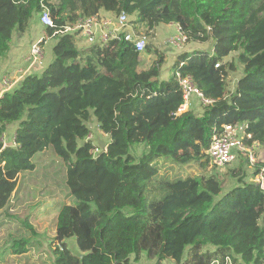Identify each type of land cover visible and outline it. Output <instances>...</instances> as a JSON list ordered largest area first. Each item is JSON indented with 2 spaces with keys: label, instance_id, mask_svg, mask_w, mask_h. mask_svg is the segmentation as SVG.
I'll use <instances>...</instances> for the list:
<instances>
[{
  "label": "trees",
  "instance_id": "trees-1",
  "mask_svg": "<svg viewBox=\"0 0 264 264\" xmlns=\"http://www.w3.org/2000/svg\"><path fill=\"white\" fill-rule=\"evenodd\" d=\"M42 1L58 27L101 10L125 11L148 31L173 22L188 41L211 40L212 51H183L174 66L215 102L203 104L199 115L192 107L178 114L183 93L175 72L161 79L162 55L140 70V53L124 39L79 49L77 33L55 35L53 62L0 97V209L20 174L35 169L33 156L53 146L68 164L67 183L77 199L57 214L55 264H127L143 253L158 264L167 258L211 264L227 256L235 264H264V191L252 180L263 161L251 175L242 165L233 169L238 184L225 194L216 174L154 184L162 156L183 165L210 163L206 150L225 123H247L264 145V0H0V57L11 49L15 30L24 33L40 18ZM47 31L51 36L55 29ZM232 53L244 67L233 91L228 77L236 65L225 61ZM92 115L111 136L96 155L87 139ZM15 121L14 145H5ZM138 144L144 150L136 156L131 148ZM161 189L162 199L150 197ZM28 244L16 239L10 249L26 253Z\"/></svg>",
  "mask_w": 264,
  "mask_h": 264
},
{
  "label": "rangeland",
  "instance_id": "rangeland-1",
  "mask_svg": "<svg viewBox=\"0 0 264 264\" xmlns=\"http://www.w3.org/2000/svg\"><path fill=\"white\" fill-rule=\"evenodd\" d=\"M129 19L134 26L136 25L139 32L147 35L148 45L150 46V51L146 49V51L140 53L141 64L139 69L148 68L162 55L164 61L161 64V79H168L174 74V64L181 52L195 49L212 51L213 42L211 40L205 42L190 40L181 45L174 44L172 41L178 35L176 23L162 22L154 30L148 31L145 25L136 21L137 14L130 15ZM40 38L45 39L43 43V63L38 67V70L34 68L30 73L40 74L53 62L55 59L53 48L58 39L49 35L47 26L40 22L38 14L35 15L26 32L19 33L16 30L13 32L11 49L20 52V62H23V55L27 52L29 54L31 45ZM77 45L79 49L89 46L81 37L78 38ZM6 60L7 55L0 57L1 75H4L2 71L6 70L4 68V61ZM225 61H233L236 65V70L231 71L228 77L229 88L233 91L238 79L244 74V67L242 63L238 62L237 53L230 54ZM26 63H24V66H27ZM190 107L198 115L204 111V105L196 95L191 97ZM88 124L92 135L90 140L95 146L103 149L111 141L110 134L100 129L94 115H92ZM18 125V121L8 125L3 136L5 145H14V134ZM143 150V144L134 145L131 148L132 153L136 156L141 155ZM256 152L258 156L264 157V145H261ZM32 159L35 163V169L25 170L20 174L17 189L7 206L0 209V264H55L52 242L55 241L57 214L64 204H75L77 202L67 183L68 164L56 153L53 146H48L44 151L36 153ZM247 160L248 158L241 156L223 168H217L211 161L206 165L201 164L199 161L183 165L172 157L162 156L157 161L160 173L154 184L158 186L162 180L174 181L189 176L216 174L223 182L221 194H225L238 184V177L232 175L233 169L238 170L242 165L250 175L256 169V166H251L250 161L247 162ZM149 193L150 197L155 200H160L167 194L162 189L156 191L155 195ZM21 238L28 241V252L12 253L11 244L14 240ZM69 244L73 252L78 251L74 239L69 240ZM212 248L208 245L205 249ZM162 262L163 264H183L177 263L171 258L164 259ZM127 264H158V260L150 259L143 253L139 260H135L134 255H132Z\"/></svg>",
  "mask_w": 264,
  "mask_h": 264
},
{
  "label": "built area",
  "instance_id": "built-area-1",
  "mask_svg": "<svg viewBox=\"0 0 264 264\" xmlns=\"http://www.w3.org/2000/svg\"><path fill=\"white\" fill-rule=\"evenodd\" d=\"M40 22L45 26L55 29L51 36L65 33H77L88 44L99 43L105 45L114 39H124L131 43L139 53L144 52L148 45L147 35L136 29V26L131 23L129 15L125 11H122L119 14L114 13L112 15L99 12L80 18L76 22L67 23L58 27L52 16L50 7L46 2L42 1ZM176 25L178 35L174 37L172 42L176 45H181L188 41V37L181 25ZM44 42L45 39L40 38L31 45L30 52L26 58L28 61V69H26V71H31L34 68L38 70V67L42 65L44 59ZM220 65L221 63H218L215 66L219 67ZM175 75L184 98V103L179 108L178 114L190 107L191 97L193 95H196L205 105L215 102V99L209 98L204 94V92L194 83L190 75L184 76L179 70L175 72ZM20 79L21 76L20 78H17L0 74L1 91L5 92V90L7 91L11 89ZM91 136L92 135L90 134L87 139H90ZM260 147L261 143L258 140H254L253 134L248 131L247 123H225L213 134L210 146L206 150V154L212 164L217 168H223L225 165L236 161L241 156L248 158L251 166H256L259 160L256 150ZM102 150L103 149L94 145L92 152L96 155ZM252 180H254L264 191V167L256 173ZM58 246L60 249H63L60 244H58ZM211 264L235 263H233L232 259L227 256L223 262L221 259L216 258Z\"/></svg>",
  "mask_w": 264,
  "mask_h": 264
},
{
  "label": "crops",
  "instance_id": "crops-1",
  "mask_svg": "<svg viewBox=\"0 0 264 264\" xmlns=\"http://www.w3.org/2000/svg\"><path fill=\"white\" fill-rule=\"evenodd\" d=\"M101 12L105 13L107 15L114 14L113 12L104 11V10H101ZM186 51H191V50H186ZM27 54H28V52H27ZM27 54L22 56L23 62H20V52L18 50L13 51L12 49H10L8 54H7V60L4 61V68L6 69L5 71H2L4 73V75H9L10 77H17V78H20V76H21V79L16 84H18L24 78L25 75H27L28 73L31 72V71H26V69H28V61L26 60ZM24 63H26L27 66H24ZM0 91H1V87H0ZM3 94H4V91L3 92L1 91L0 97ZM263 158H264L263 156H258V159L264 162ZM18 185H19V183H18ZM56 219H57V217H56Z\"/></svg>",
  "mask_w": 264,
  "mask_h": 264
}]
</instances>
